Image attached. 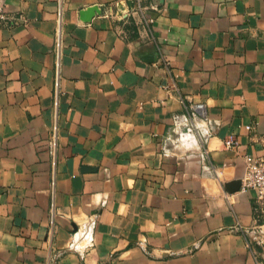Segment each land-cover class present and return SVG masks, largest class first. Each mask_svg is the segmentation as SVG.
I'll use <instances>...</instances> for the list:
<instances>
[{"label":"crops","instance_id":"crops-1","mask_svg":"<svg viewBox=\"0 0 264 264\" xmlns=\"http://www.w3.org/2000/svg\"><path fill=\"white\" fill-rule=\"evenodd\" d=\"M4 1L0 264L263 261L264 0Z\"/></svg>","mask_w":264,"mask_h":264},{"label":"built area","instance_id":"built-area-1","mask_svg":"<svg viewBox=\"0 0 264 264\" xmlns=\"http://www.w3.org/2000/svg\"><path fill=\"white\" fill-rule=\"evenodd\" d=\"M148 7H154L152 4L148 2V0H130V6L127 9L126 13H144V10L148 9ZM122 15V14H121ZM10 19L6 11V3L4 0H0V22H5ZM55 50L56 53L60 51V38L59 36L56 38L55 41ZM196 111V113H195ZM192 111H189L188 117H200L203 119L204 117V110L201 106H197ZM247 130H251L253 126L248 125L245 127ZM56 145V126L53 127V134H52V146L55 147ZM235 146V141L233 138L227 139L225 141L226 148H233ZM244 161V169L243 175L240 179V187L238 191L246 192L249 189H253L256 194V201L264 208V155L263 156H252V155H245L243 158ZM241 226L237 225L236 229H240ZM248 250L252 255L255 264H264V260H258L257 253L253 244L247 240L246 241ZM50 264V263H46Z\"/></svg>","mask_w":264,"mask_h":264},{"label":"water","instance_id":"water-1","mask_svg":"<svg viewBox=\"0 0 264 264\" xmlns=\"http://www.w3.org/2000/svg\"><path fill=\"white\" fill-rule=\"evenodd\" d=\"M95 10L96 8L94 6L87 9V11L93 12V13L95 12ZM240 183H241L240 180L231 181L225 185V189L227 192L233 193L239 190Z\"/></svg>","mask_w":264,"mask_h":264}]
</instances>
